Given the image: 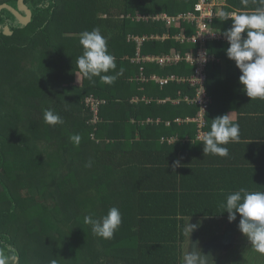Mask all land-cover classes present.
Returning a JSON list of instances; mask_svg holds the SVG:
<instances>
[{"label":"trees","instance_id":"1","mask_svg":"<svg viewBox=\"0 0 264 264\" xmlns=\"http://www.w3.org/2000/svg\"><path fill=\"white\" fill-rule=\"evenodd\" d=\"M17 2L0 0V5L16 8ZM190 2L75 0L71 8L69 0H25L32 11L27 25L7 10L0 13V246L16 250L17 264H51L53 260L57 264H181L182 235L190 216L182 208L187 209L185 203L190 201L209 203L211 194L205 192L209 185L204 187L209 171L192 169V180L204 183L177 186L175 173L174 182L167 185L164 175H174L170 170L173 163L161 157L169 160L167 153L179 149L166 138L146 141L139 137L153 127L179 126L191 128L201 142L199 124L187 120L197 118L198 107L184 100L186 96L193 98L195 90L175 82L157 85L162 94L173 89L172 100L187 103L183 106L191 113L147 124L146 118L157 104L138 97L137 80L131 78L137 67L131 64L137 46L128 37L178 34L179 29L168 30L164 22L139 23L131 17L193 12ZM228 2L230 6L224 11L229 13L251 12L259 6V0H249L247 6L241 0ZM230 26L231 20L218 17L215 21L217 30L224 32ZM6 27L13 32L11 37L5 36ZM96 27L108 38V52L116 63L115 70L102 75H116L122 69L115 81L133 79V94H127L129 87L121 89L126 96L119 93L115 81L106 84L94 77L92 83L80 72L77 59L84 51L80 34ZM186 27L191 34L193 29ZM223 44H209L217 59L222 58L219 51H224ZM189 48L171 38L164 43H146L142 54H167L173 49L185 52ZM214 65L208 73L217 67ZM146 67L155 68L161 76H190L194 71L186 64ZM78 73L81 83L69 84ZM211 78L208 74L210 94ZM91 98L101 102L97 111ZM46 109L58 114L64 123L46 124ZM73 135L81 137L78 145L70 139ZM166 143H171L169 149L161 148ZM186 145H182L183 151ZM179 188L183 200L177 193ZM112 207L119 209L122 222L113 238L105 240L92 232L84 217L100 219ZM208 213L200 207L194 216ZM43 239L52 243L51 250L43 246Z\"/></svg>","mask_w":264,"mask_h":264},{"label":"crops","instance_id":"2","mask_svg":"<svg viewBox=\"0 0 264 264\" xmlns=\"http://www.w3.org/2000/svg\"><path fill=\"white\" fill-rule=\"evenodd\" d=\"M228 1L215 0L216 15L213 23L215 30H217L215 28V21L220 17V12L224 11L225 7L230 6ZM231 13L237 12L233 11ZM131 19L134 20V18ZM218 31L223 33L220 29ZM228 46L227 42L223 44L224 51H219L223 53L222 58L218 59V62L215 63L216 68L210 69V72L211 70L214 71L211 74L208 73L212 77L211 94L209 93L212 104L208 113L209 124L206 127V132L210 131L213 118L231 113L232 122L239 124L240 139L238 142H230L227 145H223L228 148L229 155L227 157L205 156L202 141L197 142V133L193 134L191 128H181L178 126L175 128L162 127L156 130L157 127H153L149 132H144L143 137H139L140 140L145 138L146 141L166 138V141L169 140L171 143H174L175 147L177 146V149H179L176 152L172 150L167 153L169 160L161 157L162 161H166V163H173V160H179L182 165L175 169L171 166V173H174L172 177H167L168 174L164 175L166 179L163 183L167 185L174 182L175 173L178 175V180L176 179L177 186L181 184L188 186L192 185L193 182L201 184L204 182L192 180V174L195 173L192 169L204 171L203 169L206 168L205 170L209 171V174H206L209 179L207 181L205 179L204 185V187H208L209 185L205 190L206 194L207 192L211 194L208 199L209 203L196 205V202L192 203L190 201L185 203L187 209L182 208L183 213L184 210L187 214L190 213V216L186 217L189 220L188 224L198 225V227L191 235L186 230L182 235L181 264H184V258L187 256L188 250L192 252L196 248L202 251L204 256L210 261V264H240L241 261L245 262L243 264H264V255L256 252L250 246L247 238L239 231L237 226L240 219L239 214H237L236 221L230 223L227 218L228 214L227 212H223L224 208L222 207V204L226 202L227 195L238 191L240 188L264 192V100H250L242 92V86L239 84L241 73L236 68L234 61L229 60L225 53V49ZM134 65L137 66L136 64ZM137 67L134 68L135 76L131 77L136 78V80L139 71ZM148 74L161 76L155 71V68L149 69ZM131 78L115 81L116 90L126 96V93L122 92L121 89L129 87L127 94H133V84L136 83V89L141 93L138 94L140 95L138 97L148 103L149 101H155L157 107L150 110L149 116L146 118V121L150 122V124L152 122H163L164 117L170 121L190 116V108L186 105L185 107L183 106L187 103L172 100L174 95L173 89L168 90L166 94H162V88L160 89L155 83H146L149 85L144 84L146 85L144 86L138 81H134L135 83H133V79ZM193 137H195V140H193ZM171 143H166L164 146L161 144V148L165 147L169 149ZM182 145H186L184 151L182 150ZM141 159V162L148 163V159ZM182 170H185L186 174ZM227 189L230 190L227 191ZM177 193L180 195V198L184 196L180 188ZM200 207L202 211L210 213L207 216L195 217L194 214L200 210Z\"/></svg>","mask_w":264,"mask_h":264},{"label":"clouds","instance_id":"3","mask_svg":"<svg viewBox=\"0 0 264 264\" xmlns=\"http://www.w3.org/2000/svg\"><path fill=\"white\" fill-rule=\"evenodd\" d=\"M249 0H241L247 6ZM220 19L231 20V26L222 35L228 43L225 49L229 60L234 61L241 73L239 84L242 92L250 100H264V0H259V6L251 12L229 13L221 11ZM210 34H213L210 32ZM107 37L102 35L99 27L80 34V45L83 54L78 57L77 65L81 73L92 83L94 77H99L103 83L112 84L116 75H102L109 70L116 69L115 57L108 52ZM44 122L55 126L63 124V119L52 110L44 111ZM70 139L78 145L81 137L73 135ZM203 145L205 156L214 155L227 157L229 150L223 145L235 143L240 139L238 123H233L231 113L217 116L212 119L210 131L199 137ZM90 166V165H88ZM179 160L173 162V169L181 167ZM223 212H227L228 221H236L239 214L238 229L247 238L250 246L261 255H264V192L249 191L240 188L226 197L222 204ZM222 212V213H223ZM84 222L91 225L92 232L105 240L112 239L118 230L122 218L118 208L112 207L107 215L100 219H93L91 215L84 217ZM198 225L188 224L186 231L191 233ZM196 248L184 258V264H210L202 251ZM18 253L7 245L0 246V264H17ZM51 264H57L55 260Z\"/></svg>","mask_w":264,"mask_h":264},{"label":"built area","instance_id":"4","mask_svg":"<svg viewBox=\"0 0 264 264\" xmlns=\"http://www.w3.org/2000/svg\"><path fill=\"white\" fill-rule=\"evenodd\" d=\"M194 11L183 12L176 15H169L167 13H161L156 15H144L138 14L133 21L139 23L149 22H164L165 25L171 29H179V33L176 35L165 34L164 37L159 36H130L129 40L136 42L137 54L132 58V62L141 66V72L137 76V81L144 85L146 83L154 82L161 87L167 86L170 83L186 84L195 90V96L193 98L186 96L185 101L193 106L198 107L197 118L187 119L199 124L200 133L199 137L204 134L203 128L206 126V114L209 111L212 100L209 94L208 83V69L211 65L218 62L216 56L210 53L209 44L222 42L226 40L222 33L213 28L215 13V0H192ZM131 17V16H129ZM133 18V17H131ZM191 27L193 32L188 33L187 27ZM169 29V30H170ZM213 33V34H210ZM175 39L181 46L190 47L189 50L183 52L181 50H172L171 52L163 55H144L142 54V47L145 43L151 42L155 39ZM154 64L160 68H167L171 66H178L180 64H186L193 68V73L190 76H158L151 77L146 76L144 65ZM91 105L98 108L101 102L90 99ZM97 114V112H96Z\"/></svg>","mask_w":264,"mask_h":264},{"label":"rangeland","instance_id":"5","mask_svg":"<svg viewBox=\"0 0 264 264\" xmlns=\"http://www.w3.org/2000/svg\"><path fill=\"white\" fill-rule=\"evenodd\" d=\"M74 1L75 0H69V3H70V7L71 8H73L74 7ZM99 15H102V14H99ZM19 26H20V24H19ZM165 27L169 30L170 28H168L166 25H165ZM171 28H173V27H171ZM12 33V34H11ZM11 33H8V34H6L5 36H7V37H11L12 35H13V32H11ZM28 33L29 32H25L24 34H25V36H27L28 35ZM76 37H78L77 35H75ZM134 36H136V37H142V36H149V37H152V36H159L160 38L161 37H164L165 36V33H163L162 35H156V34H152V35H142V34H140V35H134ZM80 39V38H79ZM175 40V39H174ZM151 41H161V42H163L164 43V40H162V39H155V40H151ZM135 44H136V42H135ZM146 44V43H145ZM137 45V44H136ZM75 47H79L78 45H77V43H76V46ZM76 53V50H74V54ZM164 53H161V51L160 52H158V53H155V54H152V55H163ZM133 63V62H132ZM133 64H136V63H133ZM137 66H138V76H139V74H140V72L142 71L141 70V66L139 65V64H136ZM147 65H154V64H146V65H144V68H145V74H146V76H148V77H151V76H154V75H156V74H152V75H150V74H148V70H147ZM154 66H156V65H154ZM157 67H159V66H157ZM159 76V75H158ZM81 81H82V75L81 74H76L75 75V82L74 81H72V82H70L69 84H78V83H81ZM68 84V85H69ZM147 124L148 123H150V122H146ZM174 142V141H173ZM39 232V234H41L40 233V231H38ZM136 233H134L133 234V236L135 235ZM45 240L43 239V246L47 249V250H51L52 248H53V246L51 245L52 243H50V242H44ZM33 243V242H32ZM31 243V244H32ZM244 259H246V258H244ZM247 260V259H246ZM243 263H245V262H240V264H243ZM34 264V263H33Z\"/></svg>","mask_w":264,"mask_h":264},{"label":"water","instance_id":"6","mask_svg":"<svg viewBox=\"0 0 264 264\" xmlns=\"http://www.w3.org/2000/svg\"><path fill=\"white\" fill-rule=\"evenodd\" d=\"M18 8L15 9L12 6L8 4H2L0 5V13L4 10L9 11L13 16L20 22L21 24H28L32 21V12L31 10L25 5L24 0H18ZM23 11L24 14H22L20 11ZM11 33L9 27L5 28L4 34ZM12 34V33H11Z\"/></svg>","mask_w":264,"mask_h":264},{"label":"flooded vegetation","instance_id":"7","mask_svg":"<svg viewBox=\"0 0 264 264\" xmlns=\"http://www.w3.org/2000/svg\"><path fill=\"white\" fill-rule=\"evenodd\" d=\"M24 3H25V0H24ZM25 5H26V3H25ZM26 6H27V5H26ZM27 7H28L29 9L31 8V7H29V6H27ZM15 9H19V8H18V2H17V5H16V8H15ZM30 10H31V9H30ZM19 11H20V10H19ZM20 12H21L22 14H24L23 11H20ZM31 12H32V11H31ZM19 23H20V22H19ZM20 24H21V23H20Z\"/></svg>","mask_w":264,"mask_h":264},{"label":"bare ground","instance_id":"8","mask_svg":"<svg viewBox=\"0 0 264 264\" xmlns=\"http://www.w3.org/2000/svg\"><path fill=\"white\" fill-rule=\"evenodd\" d=\"M27 25V24H26ZM191 90V89H190Z\"/></svg>","mask_w":264,"mask_h":264}]
</instances>
